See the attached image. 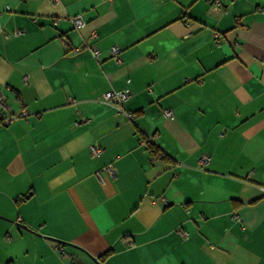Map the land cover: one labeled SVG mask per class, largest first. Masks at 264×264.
<instances>
[{
	"label": "crops",
	"instance_id": "1",
	"mask_svg": "<svg viewBox=\"0 0 264 264\" xmlns=\"http://www.w3.org/2000/svg\"><path fill=\"white\" fill-rule=\"evenodd\" d=\"M211 1L0 0V264H264V0Z\"/></svg>",
	"mask_w": 264,
	"mask_h": 264
},
{
	"label": "built area",
	"instance_id": "2",
	"mask_svg": "<svg viewBox=\"0 0 264 264\" xmlns=\"http://www.w3.org/2000/svg\"><path fill=\"white\" fill-rule=\"evenodd\" d=\"M56 1L57 0H53V2H56ZM211 6H212V9H214V10L221 9V2H220V0H212L211 1ZM71 20H72L73 26L75 28H81L84 25V21H83L82 15H80V14H77V15L72 16L71 17ZM91 36H94V33H91ZM89 49H90L93 57L97 59L99 57V50H98V48H96L95 46H91V47H89ZM78 50H79V48H77V47L72 48V51L73 52H76ZM110 51H111V54L114 57L118 58V54H119L118 47L113 46V47L110 48ZM130 96H131V94H130V91L128 89L108 90V91H105V92L101 93L100 99L103 100L104 102H107V103L113 105L117 109V111L123 112V109L121 107V103L124 100H126L127 98H129ZM0 104L2 106H4V104H2V95L1 94H0ZM27 113H28L27 111L22 110L19 115H26ZM163 113H164V115H167V116H170L171 115V111L170 110H164ZM125 114H126V116L129 119H132L133 118V114L132 113L125 112ZM14 117H16V115H14V114H5V115H2L1 119H2V121L4 123H8ZM99 151H100V148L94 146L93 149H92V154L93 155H98L99 154ZM158 156H161V154H158ZM207 158H208V156L202 155L200 157L201 164L202 163L204 164L207 161ZM105 171L108 174H110L112 176H115L116 168H115L114 164L110 163V164L106 165ZM97 175L99 177H101V171H97ZM186 235H187V233H186ZM59 250H60V248H59Z\"/></svg>",
	"mask_w": 264,
	"mask_h": 264
},
{
	"label": "trees",
	"instance_id": "3",
	"mask_svg": "<svg viewBox=\"0 0 264 264\" xmlns=\"http://www.w3.org/2000/svg\"><path fill=\"white\" fill-rule=\"evenodd\" d=\"M147 143H148L147 146L150 149V152L155 153V155H156V153L159 152L158 149L156 147H154V145L151 142L147 141Z\"/></svg>",
	"mask_w": 264,
	"mask_h": 264
},
{
	"label": "water",
	"instance_id": "4",
	"mask_svg": "<svg viewBox=\"0 0 264 264\" xmlns=\"http://www.w3.org/2000/svg\"><path fill=\"white\" fill-rule=\"evenodd\" d=\"M24 228H27L26 226H24ZM28 229V228H27Z\"/></svg>",
	"mask_w": 264,
	"mask_h": 264
}]
</instances>
